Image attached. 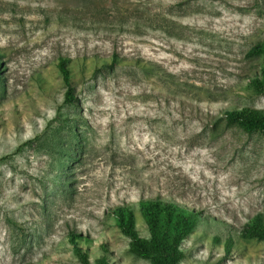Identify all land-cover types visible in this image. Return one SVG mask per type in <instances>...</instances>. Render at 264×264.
<instances>
[{
  "label": "rangeland",
  "instance_id": "rangeland-1",
  "mask_svg": "<svg viewBox=\"0 0 264 264\" xmlns=\"http://www.w3.org/2000/svg\"><path fill=\"white\" fill-rule=\"evenodd\" d=\"M263 41L264 0H0V264H147L112 216L154 200L201 218L178 264H264V134L224 115Z\"/></svg>",
  "mask_w": 264,
  "mask_h": 264
},
{
  "label": "trees",
  "instance_id": "trees-1",
  "mask_svg": "<svg viewBox=\"0 0 264 264\" xmlns=\"http://www.w3.org/2000/svg\"><path fill=\"white\" fill-rule=\"evenodd\" d=\"M249 52L264 54V41L252 46ZM58 67L60 75L68 84L72 74L63 59L58 61ZM247 85L257 93L264 92V62L259 68V75L251 78ZM64 97V100L70 104L77 103L75 96L70 93V87L65 91ZM224 115L228 126H237L247 133L264 134V109L236 106L227 110ZM218 124L219 122L215 123V126ZM162 202L164 201H142L136 205L146 229L144 236L137 228L135 209L130 207L131 205L115 210L112 216L113 222L128 238L129 251L145 259L147 264H178L185 256L183 242L193 232L201 218L184 207L185 212H178L170 205L172 203ZM240 235L245 238L264 240V215L260 214L248 220L242 227ZM75 238H71V243L74 244V254L81 264H113L109 252L103 245L95 251L82 250L77 247ZM82 240H85V244L89 243L86 241L88 239ZM230 243L229 240L226 244Z\"/></svg>",
  "mask_w": 264,
  "mask_h": 264
}]
</instances>
